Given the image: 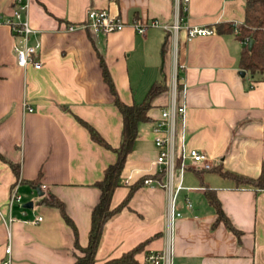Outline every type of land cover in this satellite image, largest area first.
Here are the masks:
<instances>
[{"label":"crops","instance_id":"1","mask_svg":"<svg viewBox=\"0 0 264 264\" xmlns=\"http://www.w3.org/2000/svg\"><path fill=\"white\" fill-rule=\"evenodd\" d=\"M13 2L0 0V264H75L81 254L76 240L88 244L100 197L96 182L117 153L95 142L82 121L114 148L123 127L102 58L127 104L142 102L155 81L165 80L168 89L153 99L149 118L138 125L111 206L138 187L105 223L96 263L144 244L135 259L149 264L147 256L167 250L172 240L174 264H264V189L238 188L215 171L187 167L178 196L183 215L171 234L165 176L153 177L160 169L154 127L172 103L175 79L177 101L186 107L179 146L205 152L213 166L249 177L264 170V82L245 70L241 74L243 43L236 34L213 29L220 22L242 23L245 0H189L181 11L184 23L213 30L192 38L185 28L175 33L164 27L176 20V0H30L29 43L40 45V69L18 65L17 41L6 22ZM94 8L107 9L126 22L125 28L105 32L84 26ZM152 20L161 24L143 34L135 29L136 23ZM206 187L216 190L226 215L242 231L241 240L216 222ZM15 191L20 199L11 203ZM51 196L65 204L77 236L60 209L43 200Z\"/></svg>","mask_w":264,"mask_h":264},{"label":"trees","instance_id":"2","mask_svg":"<svg viewBox=\"0 0 264 264\" xmlns=\"http://www.w3.org/2000/svg\"><path fill=\"white\" fill-rule=\"evenodd\" d=\"M213 29L219 34H236V38L243 43L239 58L240 68L247 71L254 81L264 82V0H245V19L242 23L220 22L217 23ZM251 40H253L252 46L249 45ZM101 65L103 68L104 79L109 84L111 91L115 96V105L123 116V127L120 145L114 148L102 137L95 127L82 121V123L89 129L91 138L100 145L114 150L117 153V159L114 163L108 165L104 170L103 178L96 182L97 187L100 189V197L92 210L89 241L88 244L83 247L79 244L78 239L76 240V248L81 254L77 255L75 264H97L96 253L105 223L128 204L134 190L138 187V184L133 185L126 198L118 206L114 208L111 206L113 194L116 188L122 184V171L129 154L133 150L138 135V125L141 121L149 118L148 114L152 108L153 99L168 89L165 80L155 81L151 84L142 102L127 104L118 94L103 58L101 59ZM0 156L1 158H4L1 154ZM10 164L15 172L18 173V166L14 163ZM178 164H180V159H178ZM210 171H215L216 173L231 179L235 182L236 187L238 188L252 187L255 189H264V170L258 177H249L229 171L220 165L213 166ZM153 177L162 181L161 172H158ZM143 180L145 179L143 178L142 181ZM206 196L210 204L216 210V222H224L226 227L235 233L238 239L241 240L242 231L238 229L226 215L221 201L216 194V190L206 187ZM43 200L60 209L66 222L71 225L77 236V227L73 219L68 215L65 204L56 196L47 197ZM143 246L144 244H140L129 252L123 254L121 257L111 259L105 264H141L135 259V254Z\"/></svg>","mask_w":264,"mask_h":264},{"label":"built area","instance_id":"3","mask_svg":"<svg viewBox=\"0 0 264 264\" xmlns=\"http://www.w3.org/2000/svg\"><path fill=\"white\" fill-rule=\"evenodd\" d=\"M30 0H14L11 17L7 19L8 25L11 27L13 36L16 39L14 47L18 65L21 67H27L33 65L35 68L40 69L42 62L36 58L39 44H30L29 37L33 29L28 21L27 13ZM189 0H176V20L171 25H165V28H170L175 33H178L182 28L187 29L189 38L195 36L209 35L213 33V30L209 27L188 26L184 23L181 17V11L185 9V6ZM161 23L158 20H152L147 23H136L135 29L137 32L143 34L146 32L148 26H158ZM84 26L91 27L95 30H102L105 32L120 31L125 28L126 22L119 17L112 15L107 9H91L88 12L87 22ZM75 26H70L69 30H74ZM178 98V82L175 79L173 82L172 103L166 108L161 110V117L155 124L154 131L157 133L155 138L156 146L158 147L157 163L160 165L159 172L164 174L165 180L163 187L169 194V208H168V222L169 233L174 232L175 221L177 218L183 215L182 211L178 207V196L183 185V174L187 167H191L195 170H207L213 167L211 158L198 149H186L179 146L178 136L185 124V112L186 107L182 103L177 101ZM29 110H33L29 107ZM182 140H184V133L181 134ZM180 159V164H178ZM180 174V181L176 182V174ZM152 182V178H146L145 184ZM46 188V185H43ZM20 196L17 192H13L11 196V203L18 201ZM187 206L192 207V202L187 199ZM38 220H42L39 217ZM172 237V236H171ZM11 249H6L7 253H10ZM10 261L6 260L5 264ZM147 262L149 264H174L173 261V242H169L168 249L162 252H151L147 256Z\"/></svg>","mask_w":264,"mask_h":264},{"label":"water","instance_id":"4","mask_svg":"<svg viewBox=\"0 0 264 264\" xmlns=\"http://www.w3.org/2000/svg\"><path fill=\"white\" fill-rule=\"evenodd\" d=\"M252 44H253V40H251V41L249 42V45H250V46H252ZM241 74H242V75H245V71H244V70H241Z\"/></svg>","mask_w":264,"mask_h":264}]
</instances>
